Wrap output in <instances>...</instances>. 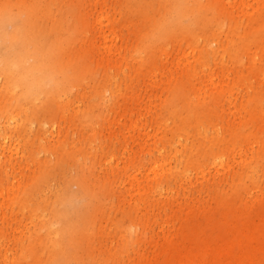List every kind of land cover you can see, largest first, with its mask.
Masks as SVG:
<instances>
[{"label": "rangeland", "instance_id": "1", "mask_svg": "<svg viewBox=\"0 0 264 264\" xmlns=\"http://www.w3.org/2000/svg\"><path fill=\"white\" fill-rule=\"evenodd\" d=\"M181 258L264 264V0H0V264Z\"/></svg>", "mask_w": 264, "mask_h": 264}, {"label": "clouds", "instance_id": "2", "mask_svg": "<svg viewBox=\"0 0 264 264\" xmlns=\"http://www.w3.org/2000/svg\"><path fill=\"white\" fill-rule=\"evenodd\" d=\"M13 24H14V20H11V19L5 22L6 27H9V28H10ZM13 31H15V29H13ZM5 35H7V33H5Z\"/></svg>", "mask_w": 264, "mask_h": 264}, {"label": "bare ground", "instance_id": "3", "mask_svg": "<svg viewBox=\"0 0 264 264\" xmlns=\"http://www.w3.org/2000/svg\"><path fill=\"white\" fill-rule=\"evenodd\" d=\"M180 264H186V263L184 262L183 258H181V260H180Z\"/></svg>", "mask_w": 264, "mask_h": 264}]
</instances>
